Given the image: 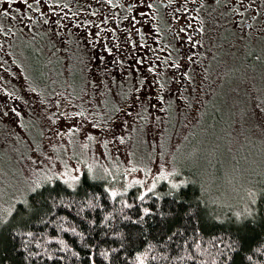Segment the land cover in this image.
<instances>
[{
    "label": "rangeland",
    "instance_id": "rangeland-1",
    "mask_svg": "<svg viewBox=\"0 0 264 264\" xmlns=\"http://www.w3.org/2000/svg\"><path fill=\"white\" fill-rule=\"evenodd\" d=\"M230 24L229 14L208 10L191 83L158 97L140 74L109 82L97 55L85 56L73 86L65 54L63 92L54 95L31 90L25 71L7 70L1 82L16 107L0 108V200L13 205L19 191L57 176L73 186L70 176L82 174L108 178L111 193L188 181L208 206L232 212L263 192L264 112L256 105L264 108V22L243 33ZM76 112L83 116L68 118ZM69 127L79 131L69 135Z\"/></svg>",
    "mask_w": 264,
    "mask_h": 264
},
{
    "label": "trees",
    "instance_id": "trees-1",
    "mask_svg": "<svg viewBox=\"0 0 264 264\" xmlns=\"http://www.w3.org/2000/svg\"><path fill=\"white\" fill-rule=\"evenodd\" d=\"M40 185L35 207L28 186L13 205L0 200V264H264V191L232 212L181 180L147 195L112 196L108 178L86 174Z\"/></svg>",
    "mask_w": 264,
    "mask_h": 264
},
{
    "label": "flooded vegetation",
    "instance_id": "flooded-vegetation-1",
    "mask_svg": "<svg viewBox=\"0 0 264 264\" xmlns=\"http://www.w3.org/2000/svg\"><path fill=\"white\" fill-rule=\"evenodd\" d=\"M251 2L243 0L241 7L232 0L218 4L210 0H147L152 5L149 9L137 0H41L39 4L29 0V9L21 2L8 8L5 0H0V108L11 114L16 107L1 82L7 70L25 71L31 90L62 93L59 79L63 78V61L69 53L73 86L79 84L85 56L97 55L104 57L103 61L98 58L97 69L109 82L117 83V76L132 72L146 76L157 97L169 93L167 89L185 90L188 77L184 72L189 74L191 69L186 55L195 53L197 60L202 48L186 42V34L203 44L204 31L199 29L204 30L208 10L224 11L229 14L230 25L236 27L234 22H240V28L248 32L256 23L264 22V0H255L247 7ZM141 11L147 15H139ZM181 27L186 34L179 33ZM106 49H111V54ZM137 60H143V65L136 64ZM173 62L181 67H170ZM148 67H154L155 72L149 73Z\"/></svg>",
    "mask_w": 264,
    "mask_h": 264
},
{
    "label": "snow or ice",
    "instance_id": "snow-or-ice-1",
    "mask_svg": "<svg viewBox=\"0 0 264 264\" xmlns=\"http://www.w3.org/2000/svg\"><path fill=\"white\" fill-rule=\"evenodd\" d=\"M5 2L7 3L8 8H11L12 5L15 4V3H17V2H21V3H23V4H24L27 8H29V9L32 8V4L29 3V0H5ZM109 2H111V0H109ZM193 2H195V0H193ZM210 2L213 3V4H218V3H220V0H210ZM232 2H233V3L238 2V3L240 4L241 7L244 6L243 0H232ZM254 2H255V0H252V2H251L247 7H252V3H254ZM35 3L39 4V3H41V0H35ZM137 3H138V4H139V3H144V4L146 5V7L149 8V9H151V7H152V5H151L150 3H147V0H137ZM232 11L235 12V11H237V9L233 8ZM4 14L7 15V11H5ZM138 14L141 15V16H146V15H147V13H146V12H143V11L139 12ZM240 15L243 16L244 13H243V12H240ZM132 19L135 20V17H133ZM45 23H48V21L46 20ZM234 23L236 24L237 29L243 33L244 30H243L242 28H240V22H234ZM189 27H191V25H189ZM249 27H251V25H249ZM199 31H203V29L201 28V29H199ZM137 32H139V29H137ZM179 33H185V34H186V29L183 28V27H181V28L179 29ZM245 34H246V33H245ZM181 39H184V37H181ZM186 42L190 43V44L192 45L193 48L203 47V44L200 43V42L197 41V40H194L193 35H191V34H186ZM106 51H107L109 54H111V49H106ZM194 55H195V53H193L192 55H186V61H187L188 64H193V63H195ZM99 59H100L101 61H103L104 57L101 56V57H99ZM157 59H159V58H157ZM257 59H259V57H257ZM113 63H116V61H113ZM143 63H144L143 60H137V61H136V64H138V65H143ZM165 63L167 64L168 61L165 60ZM169 66H170V67H175V68H177V69H179V68L181 67L180 64L175 63V62H173V63H172L171 65H169ZM137 70H139V69H137ZM147 70H148L149 73H154V72H155V68H154V67H148ZM184 76L188 77V81H189V83H191L192 77L189 76V74H188L187 71L184 72ZM137 91L139 92L140 90L137 89ZM136 101H137V102L140 101V97H139V96L136 97ZM57 107H59V105H57ZM256 108H257L258 110H260L261 112H264V108H261V106H260L259 104L256 105ZM13 111L15 112L14 109H13ZM15 114H16L17 116L19 115V113H15ZM5 115H7V113H5ZM56 115H57L56 113H53V116H56ZM61 115H63V113H61ZM77 116H83V113H82V112L72 113L71 116H69L68 118L71 119V118H75V117H77ZM50 119H51V117H50ZM53 123H56V120H53ZM77 131H79V129L69 127L68 134H69V135H72V134H74V133L77 132ZM88 138H89V139H92L91 136H89ZM120 143H124L123 138L120 139ZM34 162H35V161H34ZM131 170H132V171H136L135 168H133V169H131ZM63 174H64V175H69V173H67V172H65V173H63ZM56 179H59V177L57 176ZM70 179H71L72 181H78V180H79V177H78V176H70ZM64 183L67 184V183H68V180H65ZM135 183H141V182H140V181H135ZM154 187H155V184H153L152 187H150V188L148 189V191L151 192V191H152V188H154ZM173 187H177V186H176V185H173ZM46 190H47V189H46V188H42V186H41L40 184H36L33 188L30 189V195H31V197H32V206H33V207H35V206L37 205V201H38V199L44 198V193H45ZM49 195H50V193H49ZM111 195H112V196H115L116 193L113 192V193H111ZM144 195H147V193H145ZM144 195H141V196L139 197V199H140V200H143V199H144ZM250 195H253V196H254L255 194L252 193V194H250ZM252 203L255 204L256 201L253 200ZM15 211H16V215H20L21 212L24 211V209H23V207H21L20 209H16ZM145 212L147 213V210H145ZM0 222H2V223H7V221H0ZM238 223H239L241 226H243V227H246V226H247V225L244 223V221H238ZM247 259L251 260V257H248Z\"/></svg>",
    "mask_w": 264,
    "mask_h": 264
}]
</instances>
